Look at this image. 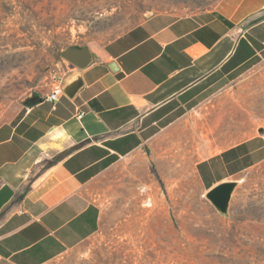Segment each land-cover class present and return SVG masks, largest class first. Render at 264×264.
<instances>
[{
	"label": "crops",
	"instance_id": "1",
	"mask_svg": "<svg viewBox=\"0 0 264 264\" xmlns=\"http://www.w3.org/2000/svg\"><path fill=\"white\" fill-rule=\"evenodd\" d=\"M89 49V64L64 62L41 102L0 120V264L80 247L124 161L146 156L169 189L208 192L244 182L264 150V0L157 12Z\"/></svg>",
	"mask_w": 264,
	"mask_h": 264
},
{
	"label": "rangeland",
	"instance_id": "2",
	"mask_svg": "<svg viewBox=\"0 0 264 264\" xmlns=\"http://www.w3.org/2000/svg\"><path fill=\"white\" fill-rule=\"evenodd\" d=\"M216 1L0 0V120L52 86L69 49L107 43L157 12ZM138 161L118 168L121 185L107 190L99 231L48 264H264V150L236 182L227 213L207 191L169 189L152 160ZM185 180L200 184L198 175Z\"/></svg>",
	"mask_w": 264,
	"mask_h": 264
},
{
	"label": "water",
	"instance_id": "3",
	"mask_svg": "<svg viewBox=\"0 0 264 264\" xmlns=\"http://www.w3.org/2000/svg\"><path fill=\"white\" fill-rule=\"evenodd\" d=\"M63 56L77 67H85L91 61L90 49L87 46L71 48L63 53ZM41 101L42 98L39 95H33L28 99L30 105ZM235 185L234 181L222 182L210 189L206 195L219 211L227 213Z\"/></svg>",
	"mask_w": 264,
	"mask_h": 264
},
{
	"label": "built area",
	"instance_id": "4",
	"mask_svg": "<svg viewBox=\"0 0 264 264\" xmlns=\"http://www.w3.org/2000/svg\"><path fill=\"white\" fill-rule=\"evenodd\" d=\"M62 76H58L57 80L60 82ZM60 85H57V87L47 96V99L50 101H54L58 98V94L60 93ZM84 112H81L78 116L82 117Z\"/></svg>",
	"mask_w": 264,
	"mask_h": 264
},
{
	"label": "trees",
	"instance_id": "5",
	"mask_svg": "<svg viewBox=\"0 0 264 264\" xmlns=\"http://www.w3.org/2000/svg\"><path fill=\"white\" fill-rule=\"evenodd\" d=\"M62 155H63V153L62 154H59V155H57L53 160H51V162H53V161H55V160H58L59 158H61L62 157Z\"/></svg>",
	"mask_w": 264,
	"mask_h": 264
},
{
	"label": "bare ground",
	"instance_id": "6",
	"mask_svg": "<svg viewBox=\"0 0 264 264\" xmlns=\"http://www.w3.org/2000/svg\"><path fill=\"white\" fill-rule=\"evenodd\" d=\"M145 245H147V244L145 243ZM146 250H147V249H146ZM148 251H150V250L148 249L147 252H148ZM150 252H151V251H150ZM150 252H149V253H150ZM144 255L147 256L148 254H147V253H144Z\"/></svg>",
	"mask_w": 264,
	"mask_h": 264
}]
</instances>
